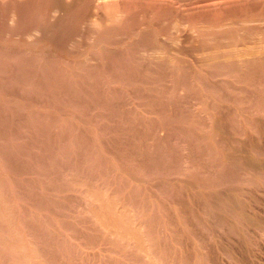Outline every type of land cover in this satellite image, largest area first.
Returning <instances> with one entry per match:
<instances>
[{"label":"rangeland","instance_id":"374dc122","mask_svg":"<svg viewBox=\"0 0 264 264\" xmlns=\"http://www.w3.org/2000/svg\"><path fill=\"white\" fill-rule=\"evenodd\" d=\"M253 6L0 0V264H264Z\"/></svg>","mask_w":264,"mask_h":264},{"label":"bare ground","instance_id":"6f19581e","mask_svg":"<svg viewBox=\"0 0 264 264\" xmlns=\"http://www.w3.org/2000/svg\"><path fill=\"white\" fill-rule=\"evenodd\" d=\"M107 1H110V0H107ZM240 1H242V2H245L246 4H248L249 2H252V4H254L255 5V7L253 6L252 8H249V11L250 12H255V11H259L260 13H264V0H240ZM219 5H224V3L223 4H219ZM244 9V8H243ZM249 14H251V13H249ZM18 15V14H17ZM231 15H233V14H229V13H226L225 15H221V16H218V17H216V20L215 21H221V20H224V19H227V18H229ZM235 15V14H234ZM242 15H244V13L242 14ZM15 16L16 15H14L13 16V18L11 19V21L12 22H14V21H16V18H15ZM214 17V16H213ZM261 19V18H260ZM252 21H255V19H251V20H249L248 22L250 23V22H252ZM214 22V21H213ZM239 22V21H238ZM238 24V23H237ZM239 25V24H238ZM255 27H257L256 29H257V33H260V35H262V41L264 42V30L262 29V28H260V27H258V26H255ZM252 37V36H251ZM224 40H226L227 42H231V43H233L234 42V40L236 41H238V40H240V39H238L237 37H236V35L235 34H229V35H224L223 37H222ZM241 45H245V43H250V44H252V43H255V41H252V39H250L249 41H248V39H247V37H245V36H242L241 37ZM201 40H202V38H201ZM218 42V41H217ZM223 42V41H222ZM37 44H38V42H37ZM103 45V44H102ZM255 46V45H254ZM206 47H207V45H206ZM209 47H210V45H209ZM9 50V49H8ZM14 50V49H13ZM46 50V49H45ZM96 51V50H95ZM11 52V51H10ZM12 53H13V51H12ZM104 53V52H103ZM101 55V54H100ZM105 55V54H104ZM12 56V55H11ZM18 57V56H17ZM16 57V58H17ZM26 57V56H25ZM11 58V57H10ZM27 58V57H26ZM33 58H34V56H33ZM125 58V57H124ZM120 60V59H119ZM5 61V60H4ZM23 62V61H22ZM4 63V62H3ZM10 63V62H9ZM33 63V62H32ZM43 63V62H42ZM42 63H41V66H42ZM13 64V63H12ZM11 64V65H12ZM27 64V63H26ZM223 64V63H222ZM229 64V63H228ZM252 64V63H251ZM44 65V64H43ZM9 66V65H8ZM39 66V65H38ZM15 67V66H14ZM42 68V67H41ZM246 68H247V66H246ZM39 69V68H38ZM38 69H36L37 71H38ZM45 69V68H44ZM234 69V68H233ZM32 70V69H31ZM178 70V69H177ZM35 71V70H34ZM47 71V70H46ZM27 72V71H26ZM254 72H256V71H254ZM57 73V72H56ZM260 73V72H259ZM46 75V74H45ZM49 75V74H48ZM248 75V74H247ZM47 76V75H46ZM40 77V76H39ZM45 77V76H44ZM259 77H261V76H259ZM43 78V77H42ZM47 78V77H46ZM237 78V77H236ZM253 78V77H252ZM16 79V78H15ZM19 79V78H18ZM49 79V78H48ZM20 80V79H19ZM43 80H46V79H43ZM249 80V79H248ZM250 81V80H249ZM252 81V80H251ZM261 81H262V78H261ZM263 82V81H262ZM42 83V82H41ZM249 83V82H248ZM250 84V83H249ZM44 85V84H43ZM4 86V85H3ZM17 86V85H16ZM184 86V85H183ZM233 86V85H232ZM258 86H260V85H258ZM264 86V85H263ZM9 87V86H8ZM42 87V86H41ZM186 87V86H185ZM188 88H190V87H188ZM6 89V88H5ZM263 89H264V87H263ZM62 90V89H61ZM159 90V89H158ZM182 91V90H181ZM189 90H187V92H188ZM158 92V91H157ZM252 92V91H251ZM46 93V92H45ZM250 93V92H249ZM253 93V92H252ZM11 94V93H10ZM13 94V93H12ZM40 94V93H39ZM25 95V94H24ZM143 94L141 93V96H142ZM253 95H254V93H253ZM21 96V95H20ZM248 96V95H247ZM256 96H258L257 94H256ZM26 97V96H25ZM137 97V96H136ZM160 97V96H159ZM158 97V98H159ZM188 97V96H187ZM254 97V96H253ZM257 98V97H256ZM163 99V98H162ZM253 99V98H252ZM254 99H255V97H254ZM260 99V98H259ZM69 100V99H68ZM263 100H264V98H263ZM160 102H161V100H160ZM163 102V101H162ZM253 102H255L254 100H253ZM148 103V102H147ZM262 103V102H261ZM192 104V103H191ZM194 105V104H193ZM263 105V104H262ZM199 106V105H198ZM93 107V106H92ZM195 107V106H194ZM147 110V109H146ZM145 110V111H146ZM250 110V109H249ZM256 112V111H255ZM116 114V113H115ZM2 115V114H1ZM207 115V114H206ZM18 116V115H17ZM167 118V117H166ZM180 119V118H179ZM181 121V120H180ZM250 121H252V120H250ZM249 122V121H248ZM255 123V122H254ZM253 124V123H252ZM196 125V124H195ZM200 127V126H199ZM164 128V127H163ZM201 128V127H200ZM253 128V127H252ZM262 128V127H261ZM168 129V128H167ZM166 129V130H167ZM171 129V128H170ZM194 129V128H193ZM254 132H256V129L254 128ZM169 131V130H168ZM207 131V130H206ZM205 132V131H204ZM81 135V134H80ZM65 136V135H64ZM161 137V136H160ZM204 137V136H203ZM5 138V137H4ZM7 138V137H6ZM68 138V137H67ZM66 138V139H67ZM70 138V137H69ZM164 137H162V139H163ZM205 138V137H204ZM256 138V137H255ZM4 140V139H3ZM70 140V139H69ZM256 140V139H255ZM162 141H164V140H162ZM30 143V142H29ZM156 143V142H155ZM188 143V142H187ZM167 145V144H166ZM160 146V145H159ZM189 146V145H188ZM153 147V146H152ZM150 149V148H149ZM152 149V148H151ZM162 149V148H161ZM167 149V148H166ZM186 149V148H185ZM5 151V150H4ZM169 151V150H168ZM171 151V150H170ZM154 152V151H153ZM166 152V151H165ZM138 153V152H137ZM146 153V152H145ZM1 154V153H0ZM139 154V153H138ZM139 156V155H138ZM193 156V155H192ZM74 156H72V158H73ZM149 157V156H148ZM171 157V156H170ZM66 158H68V157H66ZM167 158V157H166ZM74 159V158H73ZM80 159V158H79ZM187 159V158H186ZM83 160V159H82ZM159 161V160H158ZM79 162H81V161H79ZM31 163V162H30ZM145 165H147V164H145ZM154 167V166H153ZM170 167V166H169ZM209 167V166H208ZM148 168H150V167H148ZM166 168H167V166H166ZM214 168H215V166H214ZM70 169V168H69ZM146 169V168H145ZM153 169V168H152ZM156 169V168H155ZM168 169V168H167ZM73 170V169H72ZM151 170V169H150ZM169 170V169H168ZM183 170H185V168L183 169ZM212 170V169H211ZM68 171V170H67ZM70 171V170H69ZM109 171V170H108ZM164 171V170H163ZM214 171H216V170H214ZM74 172V171H73ZM76 172V171H75ZM151 172H154V171H151ZM169 172H170V170H169ZM174 172V171H173ZM190 172V171H189ZM204 172V171H203ZM213 172V171H212ZM72 173V172H71ZM157 173V172H156ZM172 173V172H171ZM183 173V172H182ZM210 173V172H209ZM215 173V172H214ZM89 174V173H88ZM69 175H70V173H69ZM213 175V174H212ZM10 176V175H9ZM14 177H16V176H14ZM76 177V176H75ZM11 178V177H10ZM21 178V177H20ZM73 179V178H72ZM177 179V178H176ZM185 179V178H184ZM180 180V179H179ZM81 181V180H80ZM104 181V180H103ZM151 181V180H150ZM69 182V181H68ZM94 182V181H93ZM243 182V181H242ZM105 183V182H104ZM124 183V182H123ZM190 183V182H189ZM89 184H92V183H89ZM151 184V183H150ZM252 184V183H251ZM32 185V184H31ZM34 185V184H33ZM73 185V184H72ZM152 185V184H151ZM94 186V185H93ZM91 187H92V185H91ZM95 187V186H94ZM134 187V186H133ZM86 190V189H85ZM93 190V189H92ZM101 191H102V189H101ZM113 191V190H112ZM0 192H1V190H0ZM3 192V191H2ZM20 192V191H19ZM86 192V191H85ZM159 192V191H158ZM4 193V192H3ZM171 193V192H170ZM2 194V193H1ZM157 195V194H156ZM163 195V194H162ZM210 195V194H209ZM93 196V195H92ZM132 196V195H131ZM96 197V196H95ZM92 198V197H91ZM132 198H134V197H132ZM7 199V198H6ZM105 200H106V198H105ZM112 200H114L113 198H112ZM83 201V200H82ZM95 201V200H94ZM87 203H88V201H86ZM107 203V202H106ZM112 204H113V202H112ZM115 205V204H114ZM83 206V205H82ZM81 206V207H82ZM90 205H88V207H89ZM96 206V205H95ZM106 206V207H105ZM105 208H108L107 207V205L105 204ZM134 206V205H133ZM102 207V206H101ZM76 208V207H75ZM83 209H84V207H82ZM47 209V208H46ZM89 209V208H88ZM111 209H113V208H111ZM132 209V208H131ZM96 210V209H95ZM114 210V209H113ZM145 210V209H144ZM84 211H82V213H83ZM89 212V211H88ZM96 212V211H95ZM92 213H93V211H92ZM112 214V213H111ZM114 214H115V212H114ZM121 214V213H120ZM17 215V214H16ZM93 215H96V214H94L93 213ZM103 215V214H102ZM47 216V215H46ZM91 216V215H90ZM97 216V215H96ZM16 217V216H15ZM48 218V217H47ZM95 218V217H94ZM130 218V217H129ZM38 219V218H37ZM89 220H90V218H89ZM94 220V219H93ZM136 220H137V222H138V225L140 226V228L143 230V232H144V238H142V239H144L143 241V243L146 245L145 247L147 248V250H148V257H149V255L151 256V257H153V259L151 258V260H155L154 258H156L157 259V261L159 262V263H166V262H164V260H162V258L160 257V255H161V253H160V255L159 254H157V252H156V250H155V252L154 251H152L150 248H152V242H153V237H152V235H151V232L149 231V227L146 225V223H145V220L144 219H140L138 216H137V218H136ZM98 221V220H97ZM120 221H122V220H120ZM125 221H126V219H125ZM149 221V220H148ZM12 222V221H11ZM41 222V221H40ZM123 222V221H122ZM152 222V221H151ZM42 223V222H41ZM50 223V222H49ZM126 223V222H125ZM129 223V222H128ZM131 223H132V221H131ZM130 223V224H131ZM150 223V222H149ZM104 224V223H103ZM109 225V224H108ZM118 225V224H117ZM122 225V224H121ZM125 225V227H126V224H124ZM128 225V224H127ZM67 226V225H66ZM120 226V225H119ZM123 227V226H122ZM88 228H90V227H88ZM102 228V227H101ZM104 228V227H103ZM107 228V227H106ZM105 228V229H106ZM151 228V227H150ZM161 228V227H160ZM77 229H78V227H77ZM93 229V228H92ZM115 229H116V227H115ZM123 228H121L120 229V235H121V230H122ZM157 229V228H156ZM179 229V228H178ZM127 230V229H126ZM126 230H125V232H126ZM130 230H132V229H130ZM138 230H139V228H138ZM141 230V231H142ZM119 231V230H118ZM141 231H140V233H141ZM111 232V231H110ZM130 232V231H129ZM160 232V231H159ZM114 233H115V235H116V232H115V230H114ZM113 233V234H114ZM134 232H132V235H134L133 234ZM110 234V233H109ZM126 234V233H125ZM130 234V233H129ZM47 235V234H46ZM64 235V234H63ZM122 235H123V233H122ZM51 236V235H50ZM107 236V235H106ZM110 236H112V234L110 235ZM114 236V235H113ZM124 236V235H123ZM123 236H122V238H123ZM7 237H9V236H7ZM101 237V236H100ZM108 237V236H107ZM126 237V236H125ZM132 237V236H131ZM138 237V236H137ZM6 238V237H5ZM4 238V239H5ZM54 238V237H53ZM58 238V237H57ZM67 238V237H66ZM112 238H114V237H112ZM111 238V239H112ZM7 239V238H6ZM63 239V238H62ZM120 239H121V236H120ZM124 239H126V238H124ZM123 239V240H124ZM134 239H136V237L134 238L133 237V240ZM166 239V238H165ZM3 240V239H2ZM66 240V239H65ZM158 240V239H157ZM70 241V240H69ZM126 241H128L127 239H126ZM125 241V242H126ZM156 242V241H155ZM157 242H159V241H157ZM156 242V243H157ZM142 243V244H143ZM84 244V243H83ZM56 245V244H55ZM86 245V244H85ZM130 245V244H129ZM154 245V244H153ZM0 246H2V245H0ZM137 246V245H136ZM158 246V245H157ZM16 247V246H15ZM37 247V246H36ZM139 247V246H138ZM155 248V247H154ZM63 249V248H62ZM105 249V248H104ZM23 250V249H22ZM146 250V251H147ZM127 251V250H126ZM143 251V250H142ZM146 251H145V253H146ZM158 251V250H157ZM164 251V250H163ZM44 252V251H43ZM66 252V251H65ZM137 252V251H136ZM167 252V251H166ZM45 253V252H44ZM159 253V252H158ZM52 254V253H51ZM56 254H58V253H56ZM140 254V253H139ZM51 256V255H50ZM140 256V255H139ZM144 257V256H143ZM81 258V257H80ZM80 258H78V259H80ZM176 258V257H175ZM27 259V258H26ZM142 259V258H141ZM168 259V258H167ZM143 260V259H142ZM149 260V259H148ZM151 260H150V262H151ZM147 261V260H146ZM163 261V262H162ZM97 262V261H96ZM111 262V261H110ZM155 263H156V261H155ZM83 264V263H82ZM104 264V263H103ZM135 264V263H134ZM151 264V263H150Z\"/></svg>","mask_w":264,"mask_h":264}]
</instances>
